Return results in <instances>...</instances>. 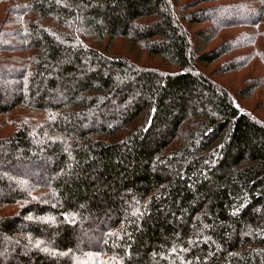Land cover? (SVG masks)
Instances as JSON below:
<instances>
[{"label": "trees", "instance_id": "16d2710c", "mask_svg": "<svg viewBox=\"0 0 264 264\" xmlns=\"http://www.w3.org/2000/svg\"><path fill=\"white\" fill-rule=\"evenodd\" d=\"M226 1L0 0V71L19 64L0 119L28 115L0 139V264H264V122L242 107L258 87L203 71L247 47L207 51L264 0L215 20Z\"/></svg>", "mask_w": 264, "mask_h": 264}, {"label": "rangeland", "instance_id": "374dc122", "mask_svg": "<svg viewBox=\"0 0 264 264\" xmlns=\"http://www.w3.org/2000/svg\"><path fill=\"white\" fill-rule=\"evenodd\" d=\"M205 7H211V9L218 10L217 12H215V14L213 13L215 15V17L213 18H215V20L217 21L228 20L232 18H244L246 21V18L254 20L251 19L252 16H249L250 14L248 13L258 15L260 13L259 10L262 5L259 4V2H257L256 0H227L223 3L218 2L216 4H212L209 6L207 5ZM230 8H233V10L235 11H232ZM213 14H209L206 16L209 17ZM246 25L253 24L250 21L247 22ZM214 27L215 26L213 24L206 23L202 26H199L198 28L205 29L207 31L209 30L208 34H212L213 32L210 33V31ZM242 29L243 28H239L231 36L223 32H221L222 34L219 33L215 38V42L213 43V45L208 47L207 51L215 46H219V44L224 40L230 41L231 39L228 40L227 37H232L233 41L236 42V40L241 36L242 45L245 44L247 47L235 51L228 57L222 59L217 64L203 69V71L205 72V74L209 75L215 83L222 87H225L230 91H233L234 93L252 85L257 86L258 89L256 90L255 94L252 96V98L243 101L242 107L244 108V110L257 116L264 122V19L261 23L256 24L255 27H248L243 30L244 32H247L243 39V31H241ZM223 34L226 36H224ZM3 44L4 38L0 37V47ZM127 44L128 43L125 40H119L112 53L129 57L132 61H134L136 59L130 54V51H128ZM2 63L4 64V62ZM140 63L142 66L149 67L158 71L168 72L169 70H172L166 66H163L159 59H150L145 54L143 60H141ZM226 63H228V66L233 64H241L240 67L242 68H240V70L236 72L221 74L220 70ZM3 67L4 68L2 69V71H0V96L4 101H8L11 99L12 95H14L16 85H19L17 80L12 79L13 76L17 74L16 69L19 67V64L18 62H11V64L6 62ZM20 112L15 114L13 113L8 118L5 117L0 119V139H6L7 137H10V135L23 127V120L28 121V118H26L25 116L27 114L22 111ZM30 123H43V119L40 118ZM40 142L41 141L34 139V151L42 146V142ZM16 153L18 154H16L17 157L15 158V162L13 161V163H10V165L13 167L14 171L21 173L23 171V165L21 164V162H19L20 160L18 159L19 157L21 158V156L19 152ZM50 180L52 182L55 179L51 177ZM23 188L25 187L23 186ZM9 211L12 212V210L10 209L7 210V212Z\"/></svg>", "mask_w": 264, "mask_h": 264}]
</instances>
